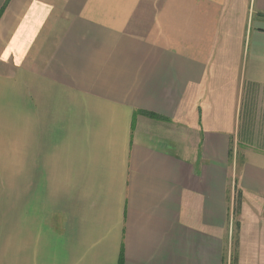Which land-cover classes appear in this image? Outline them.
<instances>
[{
    "label": "crops",
    "instance_id": "crops-1",
    "mask_svg": "<svg viewBox=\"0 0 264 264\" xmlns=\"http://www.w3.org/2000/svg\"><path fill=\"white\" fill-rule=\"evenodd\" d=\"M19 117L9 264H264V0H0Z\"/></svg>",
    "mask_w": 264,
    "mask_h": 264
},
{
    "label": "rangeland",
    "instance_id": "rangeland-1",
    "mask_svg": "<svg viewBox=\"0 0 264 264\" xmlns=\"http://www.w3.org/2000/svg\"><path fill=\"white\" fill-rule=\"evenodd\" d=\"M244 24V21H243ZM244 38V37H243ZM261 112V111H260ZM17 128L11 127L10 124L4 123L0 132V264H9V239H10V221H11V186L12 178L17 174H25V166H22L23 153L25 154L26 132L25 117H19ZM235 162V161H234ZM235 168V167H234ZM233 174L235 169H233ZM232 198V221L230 234L231 247L230 254L227 255L225 264H233L234 262V235L238 233L236 230L237 221H234L237 209L236 190L233 192ZM238 212V211H237ZM234 222V223H233ZM253 264V263H249Z\"/></svg>",
    "mask_w": 264,
    "mask_h": 264
}]
</instances>
